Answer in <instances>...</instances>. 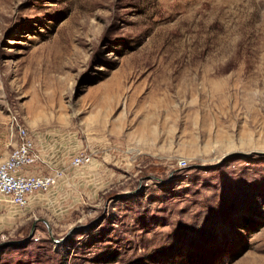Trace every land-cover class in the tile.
<instances>
[{"label": "rangeland", "instance_id": "374dc122", "mask_svg": "<svg viewBox=\"0 0 264 264\" xmlns=\"http://www.w3.org/2000/svg\"><path fill=\"white\" fill-rule=\"evenodd\" d=\"M17 127L57 182L0 264H264V0H0V163Z\"/></svg>", "mask_w": 264, "mask_h": 264}, {"label": "built area", "instance_id": "2783aa9c", "mask_svg": "<svg viewBox=\"0 0 264 264\" xmlns=\"http://www.w3.org/2000/svg\"><path fill=\"white\" fill-rule=\"evenodd\" d=\"M11 130L15 131L14 124ZM17 134L13 150L0 163V199L25 208L37 192L47 191L56 184L57 175L29 172V168L40 160L39 149L25 128L17 127ZM90 161L91 156L87 154L75 158L76 165H84Z\"/></svg>", "mask_w": 264, "mask_h": 264}, {"label": "bare ground", "instance_id": "6f19581e", "mask_svg": "<svg viewBox=\"0 0 264 264\" xmlns=\"http://www.w3.org/2000/svg\"><path fill=\"white\" fill-rule=\"evenodd\" d=\"M14 132V130H12Z\"/></svg>", "mask_w": 264, "mask_h": 264}]
</instances>
